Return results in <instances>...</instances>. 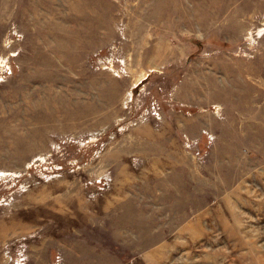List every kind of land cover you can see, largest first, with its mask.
<instances>
[{
	"label": "rangeland",
	"instance_id": "1",
	"mask_svg": "<svg viewBox=\"0 0 264 264\" xmlns=\"http://www.w3.org/2000/svg\"><path fill=\"white\" fill-rule=\"evenodd\" d=\"M0 264H264V0H0Z\"/></svg>",
	"mask_w": 264,
	"mask_h": 264
},
{
	"label": "built area",
	"instance_id": "2",
	"mask_svg": "<svg viewBox=\"0 0 264 264\" xmlns=\"http://www.w3.org/2000/svg\"><path fill=\"white\" fill-rule=\"evenodd\" d=\"M12 73L11 64L0 63V81L4 80L3 78Z\"/></svg>",
	"mask_w": 264,
	"mask_h": 264
}]
</instances>
